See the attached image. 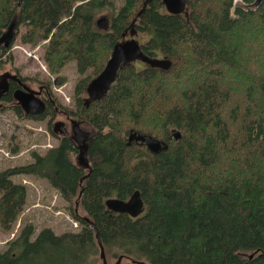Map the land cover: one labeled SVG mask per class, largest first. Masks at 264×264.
I'll use <instances>...</instances> for the list:
<instances>
[{"label": "trees", "instance_id": "trees-1", "mask_svg": "<svg viewBox=\"0 0 264 264\" xmlns=\"http://www.w3.org/2000/svg\"><path fill=\"white\" fill-rule=\"evenodd\" d=\"M242 1L187 0V12L172 13L163 0H0V36L15 22L22 42L48 38L44 61L53 74L76 62L72 111L91 127L92 162L79 165L72 136L56 135L51 123L57 145L0 171L5 232L27 206V186L12 178L21 173L46 178L79 222L57 233L21 221L0 264H101L96 231L114 260L122 256L119 264H264V0ZM104 12L108 29L96 24ZM130 30L144 34L147 54L172 65L126 64L108 92L84 106L88 82ZM4 97L14 101L12 91ZM13 106L29 118L48 113ZM132 129L168 147L127 144ZM135 190L145 205L138 216L106 206Z\"/></svg>", "mask_w": 264, "mask_h": 264}, {"label": "rangeland", "instance_id": "rangeland-1", "mask_svg": "<svg viewBox=\"0 0 264 264\" xmlns=\"http://www.w3.org/2000/svg\"><path fill=\"white\" fill-rule=\"evenodd\" d=\"M116 1L117 4H121L123 0ZM235 2L244 5L242 0H235ZM103 15L110 16L109 13L104 12L99 14L98 17ZM22 32H24L22 26H19V31L15 35L11 48L0 53V73L5 69H17L34 87H38L41 79L51 81L53 93L55 94V105L59 107L63 103L69 110L64 108V111H61L59 107L55 114H52L46 105V109L39 114H43L45 111L48 113L42 119H34L17 113L13 106L15 105L14 101L9 102L4 108L0 109V171L10 166H18L27 161H33L32 152L35 151V148L31 147L35 143L39 144L36 151L41 153H44L49 147L57 145L59 143L58 139L49 131L48 125L51 123L54 124L58 120L64 121L65 131L73 136L74 132L70 118H74L84 132L91 131L89 124L81 121L72 111L77 107L73 90L75 82H78L80 76L76 62L69 61L59 72L51 73L44 62L46 49L44 39L38 40L36 43H25L20 40ZM141 36H144V34L139 37ZM62 76L65 77L64 82H61L60 77ZM48 143L51 145H48ZM76 145L78 148L79 144L76 143ZM77 156L78 153L73 158L76 160ZM12 178L27 186V198L33 202L29 204V207L28 204L26 206L30 209H28V212L25 211L28 218L23 219V223L32 221L35 224L36 232L44 226H50L57 233L69 229H79V222L73 217L74 210L72 211L69 203L57 189L50 185L46 178L23 173L14 175ZM77 208L78 210L82 209L79 205H77ZM75 222L77 225L74 224ZM19 225L20 223L16 222L14 228L9 232H5L0 228V250L5 249L6 242L15 236ZM105 253L107 264H115L117 259L114 260L109 253L106 251ZM127 260L125 259L124 262H128ZM101 264H104L102 259Z\"/></svg>", "mask_w": 264, "mask_h": 264}, {"label": "water", "instance_id": "water-1", "mask_svg": "<svg viewBox=\"0 0 264 264\" xmlns=\"http://www.w3.org/2000/svg\"><path fill=\"white\" fill-rule=\"evenodd\" d=\"M21 3V2H20ZM164 5L168 11L172 13H181L187 12V0H163ZM97 25L102 29H107L110 25V20L106 15L100 16L96 20ZM131 33H135L134 30H131ZM16 35V23L11 22L0 36V45L5 47H10L14 41ZM132 42L131 48L133 52H118V47L122 46L124 43H119L114 46V49L107 60L106 65L102 71L95 77H93L88 85V100L101 98L109 89V86L114 80L117 79L118 74L122 66H125L133 59L140 58L144 59L152 67H158L163 69H168L172 65V59L168 56L162 58L152 57L145 55L141 49V45L136 38L127 40L126 42ZM125 42V43H126ZM9 70H5L0 73V96L8 90L9 82L11 79L15 78ZM24 88H19L14 91L13 96L16 100V103L21 106V108L27 114L42 113L46 109V102L40 97L41 89H34L28 85H23ZM63 121H57L54 126V131L58 133L63 132ZM76 140L80 141L83 139V142L78 145L79 153L77 156L78 164L83 167L90 166V160L88 157V142L85 140L90 132H84L78 123L75 124ZM173 136L178 139L181 136L179 130H174ZM131 139H136L137 141H142L145 143L147 148L152 152H159L161 149L168 147L166 141L157 138L152 134L142 133L138 131H131L129 135V143ZM106 205L109 209L116 212H128L132 216H138L141 212L144 211L145 205L142 199L141 193L139 190H135L128 199H121L117 197H111L106 199ZM92 225L97 229L96 225L92 222ZM97 241L100 247V256L104 264H107L105 247L102 243V240L99 235V231H96ZM252 256V255H250ZM122 260L120 256L115 264H119ZM134 263L145 264L144 261L133 260Z\"/></svg>", "mask_w": 264, "mask_h": 264}, {"label": "flooded vegetation", "instance_id": "flooded-vegetation-1", "mask_svg": "<svg viewBox=\"0 0 264 264\" xmlns=\"http://www.w3.org/2000/svg\"><path fill=\"white\" fill-rule=\"evenodd\" d=\"M126 34V33H125ZM123 35L120 40H118V42L116 44H119V43H124L122 46H119L118 47V52L121 53V52H126L129 54V52H133L132 48H131V45H132V42H126L127 40H131L134 37V35H138V42L140 43V45H142V48H143V53L145 55H148L145 51H144V44H145V39L146 37L145 36H141L139 37L140 35L142 34H136V33H131V32H128V34L126 35ZM126 42V43H125ZM115 44V45H116ZM1 47V45H0ZM159 56H163V55H159ZM45 62V61H44ZM131 63V64H139V65H150L149 63H147L146 60L144 59H140L139 57L136 58V59H133L131 60L130 62H128V64ZM123 68V66H122ZM121 68V69H122ZM5 70H9L13 75H15L16 77L11 79L10 82H9V87H8V90L3 93L1 96H0V109L4 108L6 106V104H8V102L5 100V95L9 92L12 91V95L14 93L15 90L19 89V88H24V84L25 85H28L34 89H41V94H40V97L46 102L47 106H53L54 107V110L55 112L59 109L60 107V110L61 111H64V106L62 105H55V94L53 93V87H52V82L51 81H48V80H45V79H41L39 81V84H38V87H34L31 82H29V80H26V78L23 76V74H21V72L17 69H13V68H10V69H5ZM49 71V70H48ZM90 81L88 82L86 88L84 89V92H85V95L83 96V100H82V103L84 106H89L92 102L96 101V100H99L101 98H97V99H92V100H88L89 98V94H88V85H89ZM111 86V85H110ZM109 86V88H110ZM76 87H77V83L75 82V85H74V90L73 92L75 93V90H76ZM109 90V89H108ZM107 90V92H108ZM106 92V93H107ZM105 93V94H106ZM104 94V95H105ZM103 95V96H104ZM14 97V96H13ZM14 102L16 103V100L14 98ZM17 104V103H16ZM18 105V104H17ZM20 106V105H19ZM21 107V106H20ZM22 109V108H21ZM24 111V110H23ZM25 112V111H24ZM26 113V112H25ZM27 114V113H26ZM35 114H39V113H34V114H28V115H35ZM67 115H72V114H67ZM70 118V117H69ZM70 122H71V125L73 126V136L74 138L76 139L75 135H76V132H75V124L78 123V121H76V119L74 118H70ZM79 124V123H78ZM65 129V128H64ZM131 131H135V130H131ZM91 132V131H90ZM64 133H68V132H64ZM91 134V133H90ZM90 134L85 137V140L88 142L89 138H90ZM131 134V132L129 133V135ZM129 135L127 137V142L129 141ZM174 137V136H173ZM175 138V137H174ZM161 140H164V139H161ZM77 141V140H76ZM165 141V140H164ZM78 144L82 143L83 142V139H80V141H77ZM133 143H137L139 145H145V143H143L141 140L140 141H137L136 139H131L130 141V144H133ZM128 144V143H127ZM89 146V145H88ZM89 148V147H88ZM89 156V155H88Z\"/></svg>", "mask_w": 264, "mask_h": 264}, {"label": "crops", "instance_id": "crops-1", "mask_svg": "<svg viewBox=\"0 0 264 264\" xmlns=\"http://www.w3.org/2000/svg\"><path fill=\"white\" fill-rule=\"evenodd\" d=\"M35 179H36V178H35ZM30 203H33V202H32V200L29 201V198H28V201H27L28 207H29V204H30ZM28 207H26V209L24 210V213H22L21 220H19V223H20V221H22L23 219L28 218V215H27V214L25 215V211L27 210L26 212H28V209H30V208H28ZM30 220H31V219H30Z\"/></svg>", "mask_w": 264, "mask_h": 264}]
</instances>
